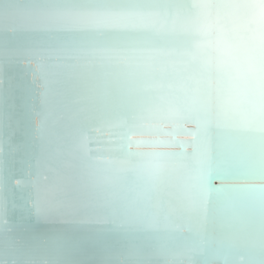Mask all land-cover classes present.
Listing matches in <instances>:
<instances>
[{"label":"bare ground","instance_id":"6f19581e","mask_svg":"<svg viewBox=\"0 0 264 264\" xmlns=\"http://www.w3.org/2000/svg\"><path fill=\"white\" fill-rule=\"evenodd\" d=\"M0 264H264V0H0Z\"/></svg>","mask_w":264,"mask_h":264}]
</instances>
